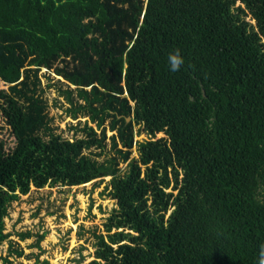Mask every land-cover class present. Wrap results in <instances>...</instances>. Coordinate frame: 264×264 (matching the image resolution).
<instances>
[{"label":"trees","instance_id":"trees-1","mask_svg":"<svg viewBox=\"0 0 264 264\" xmlns=\"http://www.w3.org/2000/svg\"><path fill=\"white\" fill-rule=\"evenodd\" d=\"M176 49L184 64L171 72ZM41 69L66 82L80 136L52 131ZM0 80L13 137L0 139V244L31 187L108 176L115 207L86 264H257L264 0H0Z\"/></svg>","mask_w":264,"mask_h":264},{"label":"rangeland","instance_id":"rangeland-1","mask_svg":"<svg viewBox=\"0 0 264 264\" xmlns=\"http://www.w3.org/2000/svg\"><path fill=\"white\" fill-rule=\"evenodd\" d=\"M42 93L46 100V111L52 131L62 137L72 139L81 132L72 129L80 120L86 117L79 116L72 119L66 111L69 105L64 96L59 94L57 87L66 88L63 79L50 74L46 78L45 69H41ZM57 80L63 83H57ZM7 84L0 80V90H6ZM71 88H74L71 86ZM137 129V127L135 128ZM112 132L107 131L109 136ZM156 134V137L162 136ZM148 136L139 133L134 136V141H141ZM0 139L6 141V146L13 145V137L9 127L0 115ZM107 151L111 153L110 141L107 140ZM136 147L132 148L131 156H137ZM99 150L91 149L86 153H96ZM105 154L98 156L102 161ZM124 167L125 164L121 163ZM109 177L103 181H90L74 186H45L40 189L31 187L27 194L20 195L8 208L4 218L5 231L9 237L0 244V264H86L93 258L94 237L93 233L103 232V223L115 207V201L110 198L108 189H104ZM29 235L21 238L22 234ZM41 239L37 243L38 236ZM17 248L22 254H10V250Z\"/></svg>","mask_w":264,"mask_h":264},{"label":"clouds","instance_id":"clouds-1","mask_svg":"<svg viewBox=\"0 0 264 264\" xmlns=\"http://www.w3.org/2000/svg\"><path fill=\"white\" fill-rule=\"evenodd\" d=\"M169 71L178 72L184 64V57L179 49L171 51L167 56ZM257 264H264V243L260 245Z\"/></svg>","mask_w":264,"mask_h":264},{"label":"water","instance_id":"water-1","mask_svg":"<svg viewBox=\"0 0 264 264\" xmlns=\"http://www.w3.org/2000/svg\"><path fill=\"white\" fill-rule=\"evenodd\" d=\"M126 120H129V117H126Z\"/></svg>","mask_w":264,"mask_h":264}]
</instances>
